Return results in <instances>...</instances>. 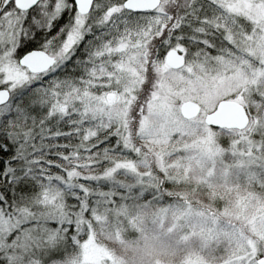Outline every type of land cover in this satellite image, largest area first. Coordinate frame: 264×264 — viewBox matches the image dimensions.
<instances>
[{"label": "snow or ice", "instance_id": "obj_1", "mask_svg": "<svg viewBox=\"0 0 264 264\" xmlns=\"http://www.w3.org/2000/svg\"><path fill=\"white\" fill-rule=\"evenodd\" d=\"M235 4L197 0L187 23L162 29L156 0H0V264H58L88 239L89 186L101 181L73 162L118 143L102 115L86 119L88 93L109 92L130 54L162 61L197 35L201 47L226 43L243 19Z\"/></svg>", "mask_w": 264, "mask_h": 264}, {"label": "rangeland", "instance_id": "obj_2", "mask_svg": "<svg viewBox=\"0 0 264 264\" xmlns=\"http://www.w3.org/2000/svg\"><path fill=\"white\" fill-rule=\"evenodd\" d=\"M193 1L161 0L157 11L162 19L167 17L161 28L169 23L176 26L179 13L188 10ZM261 2L236 0L230 10L243 19L226 30V43L218 40L209 46L210 53L201 56L199 49L184 48L179 51L184 63L177 69L165 59L130 54L131 61L126 57L120 65L118 89L99 97L88 94L95 101L88 110L117 122L115 132L135 159L114 161L107 175L104 171L79 175L97 176L121 192L147 181L152 171L159 174L154 182L159 188L165 181L193 180L209 189L208 193L193 190L189 196L178 192L176 206L156 209L149 220L154 227L148 232L144 217L135 212L130 220L139 229L128 221L126 228L140 231L137 246L122 242L117 231L98 240L89 228L88 239L58 264H258L264 258V195L255 193L252 185H264L256 178L257 173H264V153L258 150L260 141L253 137L259 110H250L261 105L264 117V92L257 88L264 80ZM165 6L174 9L173 14ZM257 95L262 98L261 103L257 100L259 106L253 102ZM223 99L248 107V122L243 129H236L238 133L228 134L234 138L228 148L217 143L221 132L204 123L205 114ZM187 100L199 106L197 116L181 115L180 105ZM126 175H132L134 183L121 179ZM123 193L111 188L103 201L118 210L114 197L121 194L119 204L123 205ZM164 193L158 191L157 196Z\"/></svg>", "mask_w": 264, "mask_h": 264}, {"label": "trees", "instance_id": "obj_3", "mask_svg": "<svg viewBox=\"0 0 264 264\" xmlns=\"http://www.w3.org/2000/svg\"><path fill=\"white\" fill-rule=\"evenodd\" d=\"M197 4V0H194L192 2V5L190 4V8L186 11L180 12V17L178 20L174 21V24H176V27H179L182 22L187 23L184 21V17L192 11V6ZM162 14V13H160ZM163 16V15H162ZM192 22V26L196 27V17L193 16L190 18ZM169 20L165 21V23H168ZM168 27V26H167ZM163 29V28H162ZM189 35H191V31L189 30L188 32ZM199 35H197L193 42H191L187 49L188 50H200V55H206L207 52L210 53V48L209 47H201L197 41H199ZM203 49V50H202ZM212 52V49H211ZM263 80V79H262ZM98 83V82H97ZM120 87V83H117L116 79L114 81V86L112 89L116 90ZM257 88L261 91L264 92V80L259 81L257 84ZM88 94H96L95 92H89ZM254 97V93H253ZM260 101L262 98L257 95V99H253V102L259 106L258 101ZM245 108H248L247 106L244 105ZM260 109L251 108L250 110H256V112L259 110L258 115L260 116L259 119V125L257 126L256 130L253 133V137L258 139L260 141V146L258 150L262 153H264V117L263 115V107L260 105ZM248 111V110H247ZM99 114H96L93 112V115L91 117H88L86 119H89L90 121H94L96 116ZM104 122V129H111L110 135L115 136L118 138V143L113 144L109 146V154L107 156L102 155L101 153H94V156L99 157V160H89L88 159V154H84V159L82 161H74L73 163H83L86 165H95L94 167H84L83 170L81 171V174H100L103 172L100 168V161L107 160L109 161L108 167L112 166L114 161L118 159H135V156L133 154V151L131 149H128L123 146L121 143L119 135L116 134L115 129L117 122L112 119H108L105 116ZM214 132H221V136L217 137V143L222 147V148H228L229 144L234 140L232 136H229L228 134H234L238 133L236 129H212ZM80 173V172H79ZM158 173L156 171H152L150 177H148L147 181H143L141 184H131L130 188H128L126 191H122L118 188H113L108 185V183L105 180H100L101 182L99 184L91 185L89 186V194L92 196L93 203L95 206V213H94V221L93 224L91 225L90 229L93 230L94 233H96L98 240L100 239H105L106 234L112 233V232H118V234L122 237V242L123 241H128L131 243L133 246H137L139 243V240L141 239L140 231H135V230H127L126 228V222L128 221V224L131 227H135L137 229L138 226L132 223L130 220V217H133V214L135 212H138L142 217H144V220L147 222L146 225V230L152 229L154 226H152V223L149 221L152 216L154 215L156 209L158 207L168 205L176 206L174 203V200L180 199L178 196V192L184 193L189 196L188 192H191L195 190L194 192H199V193H206L209 188L207 186L202 187L200 185H195L193 180L192 181H187V182H173V181H165L162 183L161 188H159L158 184H154L155 180H157ZM258 176V182L263 180L264 181V173L260 172L257 173ZM121 179L127 181V182H133L134 179L132 175H126L121 177ZM134 183V182H133ZM253 189L256 190L255 193L258 195H264V185L259 186L256 184V182H253ZM114 189L117 192H120L121 194H126L125 197H123L125 204L120 205L119 200H122L121 194L119 197H114V206H118V210H112L113 209V204L110 203H105L103 200L106 198V193L110 191V189ZM164 193L165 191L167 193H164L163 196H157L158 191H161ZM208 193V192H207ZM104 198V199H103ZM210 200L211 197H208ZM102 199V200H100ZM119 214V216L117 215ZM138 214V215H139ZM137 215V214H134ZM129 218L127 219V217ZM134 219V218H133ZM135 222H137L134 219ZM113 243V241L111 240ZM141 242V241H140ZM58 246H60L58 244ZM74 251L66 253L65 257H68L70 254H72ZM148 253H152L149 252ZM211 253V252H210ZM148 255V254H147Z\"/></svg>", "mask_w": 264, "mask_h": 264}, {"label": "water", "instance_id": "obj_4", "mask_svg": "<svg viewBox=\"0 0 264 264\" xmlns=\"http://www.w3.org/2000/svg\"><path fill=\"white\" fill-rule=\"evenodd\" d=\"M159 3L160 0H156V4ZM152 6L155 7V4ZM262 13L264 16V7ZM164 59L173 69L180 68L184 63V56L176 50L171 51ZM180 113L184 118L195 117L199 113V106L194 101H184L180 105ZM247 122L248 114L243 105L227 99L220 100L216 108L204 116V123L213 128L243 129ZM258 264H264V258L260 259Z\"/></svg>", "mask_w": 264, "mask_h": 264}]
</instances>
